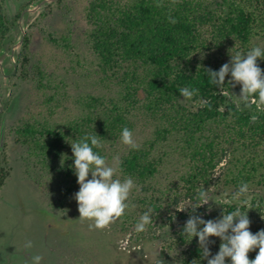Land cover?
Wrapping results in <instances>:
<instances>
[{"label": "trees", "instance_id": "16d2710c", "mask_svg": "<svg viewBox=\"0 0 264 264\" xmlns=\"http://www.w3.org/2000/svg\"><path fill=\"white\" fill-rule=\"evenodd\" d=\"M64 1L47 3L37 20L54 8L70 12ZM158 2L161 7L156 6ZM20 13L7 16L0 1V49ZM169 16L175 23L169 22ZM85 17L88 26L81 34L97 60L103 81L110 80L118 88L116 96H111L108 104L92 97V103L87 104L92 108L91 114L66 127L53 128L46 123L36 126L26 120L15 128V141L32 153L38 150L53 155L59 152V143L66 145L67 173L73 179L71 142L85 135H97L102 144L113 143L121 138L124 127L133 130L135 119L144 115L155 121V128L146 144L128 146L120 156L118 166L124 177H131L144 189L161 166V158L152 156L153 149L177 136L183 143L181 150L185 149V170L179 181L183 182L188 205L195 202L202 187L208 190L212 182L226 192V196H217L218 193L208 191L212 200L208 204L198 207L195 213L190 208L177 213L181 219L178 239L185 245L182 264H207L201 258L198 237L190 241V237L181 235L190 215L217 219L223 211L229 213L239 207L242 213L248 211L253 234L264 229V110H257L255 105L244 108L236 102L233 93L238 95L242 86L231 88L227 84L230 74L225 78L222 95L218 87L209 84L206 73L207 68L218 71L228 62L229 52L246 53L255 46L264 49V44H260L264 40V0H87ZM67 37H58L55 31L44 36L47 44L56 48L63 46ZM29 45L27 34L20 46L18 64H12V70L16 69L22 81L31 75L35 88L44 90L50 87L45 67L41 60L30 64ZM257 63L264 69V59L258 58ZM183 87L198 89L199 93L185 100L178 91ZM201 100L208 101L210 107L201 106ZM7 102L3 100L5 108ZM54 102L52 94L41 102L48 106L49 115ZM41 137L45 140L40 141ZM94 151L104 157L102 148ZM221 163L219 176L214 179V171ZM5 176L0 166V187ZM241 183L249 186L246 197L232 200L231 194ZM179 197L180 194L174 195V203ZM245 198L248 203L242 204ZM209 241L210 252L215 255L221 240L211 236ZM257 252L258 249L250 251L249 259H254ZM161 254L166 256L164 251ZM229 263L230 258H226Z\"/></svg>", "mask_w": 264, "mask_h": 264}, {"label": "rangeland", "instance_id": "374dc122", "mask_svg": "<svg viewBox=\"0 0 264 264\" xmlns=\"http://www.w3.org/2000/svg\"><path fill=\"white\" fill-rule=\"evenodd\" d=\"M0 1L9 17L22 12L24 3L31 8L16 18L0 49L1 107L3 100H8L0 118V166L6 174L0 187V264H33L35 255L42 257L40 264H182L185 245L178 239L181 219L177 213H185V210L177 208L189 205L183 182L179 181L185 170V149L181 150L183 143L177 136L153 149L152 156L161 158L159 171L144 189L134 181L125 214L104 229L91 230L90 221L78 219V204L73 197L79 184L76 175L71 179L67 173L68 147L59 143L57 155L38 150L32 153L15 141V128L26 120L36 126L46 123L53 128L66 127L91 114L92 108L87 104L92 103V97H99L101 104H108L110 97L116 96L118 88L110 80L103 81L97 60L81 34L88 26L87 0H65L70 12L54 8L40 20L37 18L47 3L33 9L38 0ZM22 28L25 36H30V64L37 60L44 64L50 83L44 90L35 88L31 75L22 81L16 69H11L12 64H18L23 40L15 47L14 43L20 38ZM49 31H55L58 37L68 36L62 42L64 47L47 44L44 36ZM260 44H264V40H260ZM51 94L55 106L49 115L48 106L41 102ZM135 120L136 125L131 130L133 139L138 145L146 144L152 137L155 121L144 115ZM127 148L121 138L113 143L103 142L106 162L117 168L114 178H126L118 163ZM221 165L215 169L214 179L219 176ZM49 166L54 167L50 170ZM208 191L226 196L214 182L208 186ZM178 194L180 197L174 203L172 198ZM148 209H152V223L138 233L135 226ZM29 240L33 246L25 248Z\"/></svg>", "mask_w": 264, "mask_h": 264}, {"label": "clouds", "instance_id": "9594fccd", "mask_svg": "<svg viewBox=\"0 0 264 264\" xmlns=\"http://www.w3.org/2000/svg\"><path fill=\"white\" fill-rule=\"evenodd\" d=\"M161 7V3H157ZM169 22L175 23V20L169 16ZM231 59L224 63L218 71L211 68L206 69L209 84L216 86L220 94H224L223 86L225 78L229 76L227 84L231 88L241 85L240 93L236 97V102L242 104L244 108H251L255 105L257 110H264V69L258 66V58L264 59V49L255 46L246 53L236 51L229 52ZM204 53H201L203 59ZM180 95L185 100L192 99L198 95V89L188 87L180 88ZM201 106H209V102L200 101ZM253 121L256 119L253 116ZM121 140L125 145L131 148H138L133 139V134L128 127H124L121 132ZM70 143V142H69ZM74 163L70 166L77 177L79 190L74 193V199L78 204L79 218L81 221L88 220L89 229H104L116 219L125 214L129 207L127 203L130 193L135 187L131 177L123 180L114 178L117 168L110 166L106 158L101 156L94 149L103 147L97 135H85L76 142H71ZM64 163V161H63ZM61 167L63 164L61 163ZM89 174L91 178L89 179ZM249 191L247 183H241L238 190L231 194L232 200H240L246 197ZM212 201L209 198L208 190L202 187L196 194V200L189 207L177 208L184 211L191 209L192 213L202 205ZM247 199L242 200V204H247ZM152 209H148L139 218L135 226L136 232H143L146 226L152 223ZM248 211L242 213L239 207L232 212L225 213L217 219H203L200 215H190L185 222L181 235L198 237V244L201 252V258L207 260V264H226V258H230V264H264V229L253 234L250 229L251 221L248 217ZM219 237L221 243L219 251L212 255L209 249V237ZM32 241H26L24 247L31 248ZM258 249L254 259H249L248 253ZM210 257V258H209ZM42 257L35 255L32 257L33 264H40Z\"/></svg>", "mask_w": 264, "mask_h": 264}, {"label": "water", "instance_id": "95a60500", "mask_svg": "<svg viewBox=\"0 0 264 264\" xmlns=\"http://www.w3.org/2000/svg\"><path fill=\"white\" fill-rule=\"evenodd\" d=\"M51 1H53V0H38V1L34 4L33 9H38V8H40L41 6H44L45 3H49V2H51ZM30 10H31L30 6H25V7L23 8L22 12H21V15H23V13H24L25 11H30ZM21 32H22V34H21L20 38H18V40L14 43V47L17 46V45H19V44L22 42V40H23V38H24V36H25V29L22 28V29H21ZM14 47H13V48H14ZM12 52H13V50H12ZM14 64H15V63H14ZM14 69H15V65H14ZM0 110H1V105H0Z\"/></svg>", "mask_w": 264, "mask_h": 264}, {"label": "flooded vegetation", "instance_id": "af4514ba", "mask_svg": "<svg viewBox=\"0 0 264 264\" xmlns=\"http://www.w3.org/2000/svg\"><path fill=\"white\" fill-rule=\"evenodd\" d=\"M12 69V68H11ZM12 71V70H11ZM2 109H5V106H4V104H3V107H1V110ZM1 110H0V118H1V116H2V112H1Z\"/></svg>", "mask_w": 264, "mask_h": 264}]
</instances>
